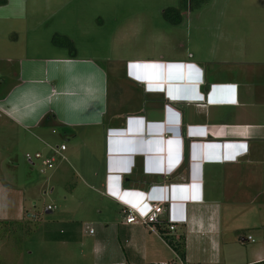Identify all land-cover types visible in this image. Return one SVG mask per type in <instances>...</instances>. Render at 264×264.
<instances>
[{"label": "rangeland", "instance_id": "1", "mask_svg": "<svg viewBox=\"0 0 264 264\" xmlns=\"http://www.w3.org/2000/svg\"><path fill=\"white\" fill-rule=\"evenodd\" d=\"M243 2L253 3L0 0V5L9 4L0 6V166L12 160L26 176L25 182L32 180L23 184L24 178L14 172L27 212L22 222L0 223V264H116L121 260L124 242L115 240L112 231L103 246L96 242L106 225L105 216L119 208L98 194L104 189L95 184L103 182L101 139L109 117L106 106L115 101L117 81L139 61H192L188 55L199 50L223 21L217 7ZM239 24L238 35L243 36L248 29L244 22ZM60 145L68 147L66 161L58 159L53 169L26 163V154H48V146ZM96 170H101L99 178L93 176ZM123 216L117 212L110 223L118 224ZM73 221L80 222L84 231L93 229L96 236L84 233L82 243L57 242L62 223ZM246 233L254 244L243 243L241 233L224 234L222 240L234 241L232 250L243 257L264 256L260 231ZM113 253L115 259L110 258Z\"/></svg>", "mask_w": 264, "mask_h": 264}, {"label": "crops", "instance_id": "2", "mask_svg": "<svg viewBox=\"0 0 264 264\" xmlns=\"http://www.w3.org/2000/svg\"><path fill=\"white\" fill-rule=\"evenodd\" d=\"M251 1L217 7L223 21L212 37L202 40L199 50L188 55L192 61H139L117 81L115 101L106 106L109 117L101 139L103 182L95 183L104 189L97 193L119 207L105 216L106 225L96 240L103 246L111 231L115 240H123L116 264H176L177 255L160 234L171 216L182 221L172 234L184 236L185 264L264 260V256L243 257L232 250L234 241L222 240L224 234L241 233V241L250 243L247 238L252 236L246 232L256 229L262 234L264 228V0ZM240 21L248 29L243 36L238 35ZM149 62L167 65H144ZM14 172L25 179L23 184L32 181L25 182L12 160L5 167L1 164L2 222L26 218L24 193L21 182L13 180ZM100 172L96 170L94 178ZM190 179L194 185L188 193L182 185ZM168 185L176 187L167 190ZM125 190L134 192L131 200L137 204L155 197L173 201L165 205L155 231L126 225L124 216L118 224L110 223L124 210L110 193ZM60 229L79 232L77 243L83 242L84 233L97 234L93 229L92 235L84 231L78 221L63 222ZM110 258H116L114 253Z\"/></svg>", "mask_w": 264, "mask_h": 264}, {"label": "built area", "instance_id": "3", "mask_svg": "<svg viewBox=\"0 0 264 264\" xmlns=\"http://www.w3.org/2000/svg\"><path fill=\"white\" fill-rule=\"evenodd\" d=\"M145 66H152V67H164L167 64H164L163 62H149L145 63ZM182 66V65H180ZM188 68L190 65H185ZM50 152L48 154H42V153H35L34 156L30 154H26L25 160L26 163H28L31 167L35 166V163L38 162L40 164L41 168L51 170L54 168L55 163L58 159L66 161V158L64 156V152H66V146L60 145L56 147L48 146ZM194 182L192 179H190V182L188 185H182L185 189L188 190V193L191 190V187H193ZM176 187V185H168L165 188L167 190H172ZM153 190V188H152ZM151 190V191H152ZM107 195H109L107 193ZM111 197L114 198L118 203L122 204L124 207L123 214L125 215V224L126 225H141L143 227L149 228L152 231L156 230V225H158L162 219V216L164 213H166L165 205L170 204L172 205L173 201H166L164 199H161L159 197H155L152 200H147L140 202V204H137L138 202H132L131 198L134 195L133 191H122L117 194L110 193ZM193 200V199H192ZM48 211L53 210L52 207L47 208ZM27 218H33L31 215H28ZM182 223L180 219H172V216L169 219V232L173 233L176 229V225ZM90 235L94 233L92 229L88 231ZM247 241L250 243H255V240L252 237H248ZM177 261L181 263V261L177 257ZM182 264V263H181Z\"/></svg>", "mask_w": 264, "mask_h": 264}, {"label": "trees", "instance_id": "4", "mask_svg": "<svg viewBox=\"0 0 264 264\" xmlns=\"http://www.w3.org/2000/svg\"><path fill=\"white\" fill-rule=\"evenodd\" d=\"M178 18L179 12H177ZM2 224H10V223H17V222H2ZM19 223V222H18ZM68 225V224H67ZM164 225V226H163ZM163 227H166V229L163 231H160L161 236L163 237L164 241L167 243V245L171 248V250L177 255L178 259L181 261V263H184L185 260V242H184V236H176L173 235L171 232H169V224L163 223ZM59 234L56 236L57 242H77L80 240L81 235L79 232L77 234L74 233V231H68V230H62L58 232ZM262 237L264 240V228L262 229ZM253 264H264V260L258 263Z\"/></svg>", "mask_w": 264, "mask_h": 264}, {"label": "snow or ice", "instance_id": "5", "mask_svg": "<svg viewBox=\"0 0 264 264\" xmlns=\"http://www.w3.org/2000/svg\"><path fill=\"white\" fill-rule=\"evenodd\" d=\"M240 147L243 149L245 146L241 145Z\"/></svg>", "mask_w": 264, "mask_h": 264}]
</instances>
